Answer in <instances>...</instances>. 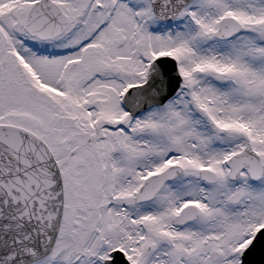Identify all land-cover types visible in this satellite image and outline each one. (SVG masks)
Returning <instances> with one entry per match:
<instances>
[{
  "label": "snow or ice",
  "instance_id": "1",
  "mask_svg": "<svg viewBox=\"0 0 264 264\" xmlns=\"http://www.w3.org/2000/svg\"><path fill=\"white\" fill-rule=\"evenodd\" d=\"M0 264H264V0H0Z\"/></svg>",
  "mask_w": 264,
  "mask_h": 264
}]
</instances>
